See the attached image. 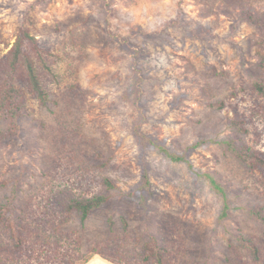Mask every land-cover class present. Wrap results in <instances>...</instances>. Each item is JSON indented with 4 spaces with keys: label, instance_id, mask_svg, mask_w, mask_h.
Wrapping results in <instances>:
<instances>
[{
    "label": "rangeland",
    "instance_id": "1",
    "mask_svg": "<svg viewBox=\"0 0 264 264\" xmlns=\"http://www.w3.org/2000/svg\"><path fill=\"white\" fill-rule=\"evenodd\" d=\"M21 29L47 49L50 101L29 95L14 119L4 57ZM262 59L264 0H0V264H58L78 239L122 264L155 241L162 264H264V168L231 151L264 152ZM107 180L125 197L84 224L66 213L74 195L113 194Z\"/></svg>",
    "mask_w": 264,
    "mask_h": 264
},
{
    "label": "trees",
    "instance_id": "2",
    "mask_svg": "<svg viewBox=\"0 0 264 264\" xmlns=\"http://www.w3.org/2000/svg\"><path fill=\"white\" fill-rule=\"evenodd\" d=\"M47 49L44 47L43 42H39L30 36V33L26 29H21L17 41L13 48L5 55V67L7 69L5 80V104L7 105L8 112L13 118H24L27 115L28 110V97L31 95L34 99L38 100L42 105H47L50 101L49 94L45 90L40 74L38 71V60L44 63V56ZM264 63V59H262ZM24 69L26 72L27 83L21 84L18 80V73ZM257 93L264 98V83L261 80L256 84ZM224 104L212 105V107L224 108ZM13 111V112H12ZM231 127L241 133H247L245 128V121L232 120L230 121ZM15 136L11 135L10 137ZM231 151L240 159L242 162L252 169H263L264 168V152L258 150H252L247 146H241L235 148L232 146ZM174 161H181L183 158L171 156ZM217 189L221 191V186L216 180H212ZM109 189L113 190V194L108 195H93L91 197H80L73 196L70 198L66 213H78L82 223H86L91 213L97 209H100L107 204L113 196L121 195L117 187L110 182L106 181ZM121 198L125 195H121ZM23 215V209L19 206L14 209L5 210V221L6 228H11L10 232L14 242V248L17 252L25 250L27 240L25 237V230L21 224V218ZM14 217L16 220L15 225L11 224V218ZM65 221V220H64ZM8 224V225H7ZM57 235H60V230H55ZM23 232V234H22ZM72 253L67 255L69 258L67 261L61 259L58 264H88L94 257L100 255L104 259L114 264H122L120 260H115L116 254H104L99 249L91 248L85 252L82 248L81 242L74 240L72 244ZM248 248L251 250L255 261L260 262V255L257 248L250 242H247ZM166 249L159 245L157 241L150 243L144 249V262L145 264H151L154 261L158 264H162L164 253ZM209 262V261H208ZM203 264H208L204 262Z\"/></svg>",
    "mask_w": 264,
    "mask_h": 264
},
{
    "label": "crops",
    "instance_id": "3",
    "mask_svg": "<svg viewBox=\"0 0 264 264\" xmlns=\"http://www.w3.org/2000/svg\"><path fill=\"white\" fill-rule=\"evenodd\" d=\"M88 264H114L108 260L102 258L101 256L94 257Z\"/></svg>",
    "mask_w": 264,
    "mask_h": 264
}]
</instances>
